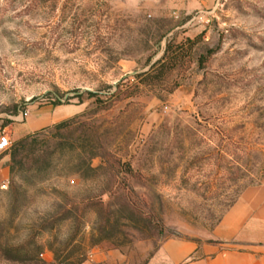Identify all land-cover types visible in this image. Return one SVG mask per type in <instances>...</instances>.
Returning <instances> with one entry per match:
<instances>
[{"label":"rangeland","instance_id":"obj_1","mask_svg":"<svg viewBox=\"0 0 264 264\" xmlns=\"http://www.w3.org/2000/svg\"><path fill=\"white\" fill-rule=\"evenodd\" d=\"M2 135L0 264L221 242L264 184V0H0Z\"/></svg>","mask_w":264,"mask_h":264},{"label":"crops","instance_id":"obj_2","mask_svg":"<svg viewBox=\"0 0 264 264\" xmlns=\"http://www.w3.org/2000/svg\"><path fill=\"white\" fill-rule=\"evenodd\" d=\"M264 184L247 189L215 230L221 241L199 246L193 241L169 240L149 264H264ZM239 240V244H229Z\"/></svg>","mask_w":264,"mask_h":264},{"label":"built area","instance_id":"obj_3","mask_svg":"<svg viewBox=\"0 0 264 264\" xmlns=\"http://www.w3.org/2000/svg\"><path fill=\"white\" fill-rule=\"evenodd\" d=\"M11 146L9 137L6 135H2L0 137V152H5L7 151Z\"/></svg>","mask_w":264,"mask_h":264}]
</instances>
